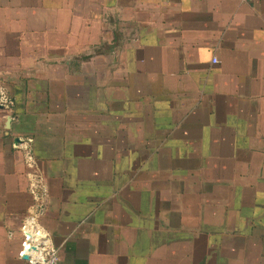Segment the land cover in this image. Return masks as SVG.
<instances>
[{
  "label": "crops",
  "instance_id": "1",
  "mask_svg": "<svg viewBox=\"0 0 264 264\" xmlns=\"http://www.w3.org/2000/svg\"><path fill=\"white\" fill-rule=\"evenodd\" d=\"M0 89V264L25 139L59 264H264V0H0Z\"/></svg>",
  "mask_w": 264,
  "mask_h": 264
},
{
  "label": "built area",
  "instance_id": "2",
  "mask_svg": "<svg viewBox=\"0 0 264 264\" xmlns=\"http://www.w3.org/2000/svg\"><path fill=\"white\" fill-rule=\"evenodd\" d=\"M250 2L254 0H242ZM216 63V61H213ZM0 104L5 109L12 107L11 99L0 89ZM32 139H25L22 149L25 156V164L32 170L28 192L32 197L27 212L19 227L20 248L17 258L26 264H59L60 257L58 249L53 245L48 232L41 223V218L45 212V199L47 189L41 176L35 169V158L32 155ZM27 257V260H24Z\"/></svg>",
  "mask_w": 264,
  "mask_h": 264
},
{
  "label": "water",
  "instance_id": "3",
  "mask_svg": "<svg viewBox=\"0 0 264 264\" xmlns=\"http://www.w3.org/2000/svg\"><path fill=\"white\" fill-rule=\"evenodd\" d=\"M24 260L26 261L27 260V257H24Z\"/></svg>",
  "mask_w": 264,
  "mask_h": 264
}]
</instances>
